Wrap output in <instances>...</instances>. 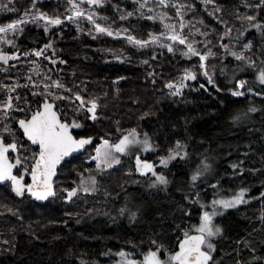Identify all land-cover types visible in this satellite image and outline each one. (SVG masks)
Listing matches in <instances>:
<instances>
[{
	"label": "trees",
	"instance_id": "trees-1",
	"mask_svg": "<svg viewBox=\"0 0 264 264\" xmlns=\"http://www.w3.org/2000/svg\"><path fill=\"white\" fill-rule=\"evenodd\" d=\"M15 1L12 3L19 11L0 13L1 23L18 19L32 2ZM182 2L196 4L194 12H189L186 19H203L207 27L198 23L195 27L209 33V46L218 53L216 58L207 62L210 70L211 65H216V86L207 85L205 78L199 75L197 81L187 82L188 87L184 88L182 96H169L164 85L167 81H175L184 68L198 64V58L188 60L179 53L173 55L156 46L139 49L123 38H93L69 24L45 33L42 27L29 23L16 37L17 47L22 52L39 49L52 41L55 54L49 49L46 56L56 59L57 63L52 64L45 58L36 60L43 71L51 69L48 74L53 79H60L73 92L79 91L86 98H98V120L81 119L85 127L78 133L73 132L75 135L104 136L116 140L121 132L137 128L142 133L147 132L158 145L156 150L144 153L143 159L156 165L176 140L187 145L188 157L172 160L166 167L156 166L157 172L163 173L170 181L166 191L163 187H149L151 174L140 175L139 181L133 182L126 169L117 167L113 170L112 167L97 173L98 191L94 202L89 198L90 193H80L72 202H66L59 188H67V178L76 180L79 172L85 173L89 169L81 155L75 156L73 163L70 161L74 157L71 158L58 170L55 178L58 196L45 203L34 202L27 195L9 196L0 186V264H81V260L87 264H116L119 260L115 255L117 252H146L153 247L150 240L163 244L175 239L172 249L175 251L177 237L181 236L177 225L182 227L188 221H197L203 211L201 204H208L210 210V202L216 198L214 192L231 196L240 187L250 189L246 196L249 203L228 209L216 218L215 222L224 231L222 237L215 239L217 252L214 256L217 260L223 258V264H236L237 260L247 264L252 253L244 247V241L251 243L256 255L264 256V223L259 220L264 211V200L253 199L264 191V86L256 80V69L247 67L245 62L234 57L224 56V49L219 48L224 25L218 23L215 16L227 21L233 29L232 41L225 38L223 42L230 43L232 48L237 45L234 51H241L244 43L252 41V49L245 54L258 65L264 59V36L255 29H249L243 35L237 31L247 27L245 22L237 19V14H255L245 6L246 0H215V4L207 7L201 0ZM113 5H119L120 10L133 11L134 8L132 1L106 0L100 12L113 26H123L129 34L140 39H147L149 32L162 30L159 22L140 18L138 13L121 21L120 12ZM37 7L48 15L63 17L68 5L67 0H39ZM215 8L220 11L210 16ZM167 11L169 15H175L174 9ZM258 19L264 20V13ZM195 39L202 41L205 37L197 35ZM198 47L203 49L204 46ZM121 53L127 58L115 59V55ZM154 54L156 58L152 59ZM143 60H149V63L143 64ZM222 67L225 69L223 73L220 72ZM1 71L0 83L10 84L17 79L21 84L27 82L28 74H1ZM150 72L155 75L149 76ZM240 80L247 81L243 89L245 95L233 96L232 92L239 90L237 83ZM201 84H205V88H200ZM248 88L253 92L249 93ZM255 92L261 95H255ZM18 94L27 96L29 101L36 99L26 90H18ZM0 96L5 97L4 94ZM65 106L67 102L59 105L64 112L67 111ZM253 106L258 109L255 113L248 111ZM35 107L33 104V109ZM144 113L149 115L141 119ZM243 113L247 116L242 115L239 122L233 120ZM14 114L17 118H24L22 113ZM9 121L16 138L26 141L17 123ZM204 155L212 162V180L214 184L219 182L216 189L210 182L196 183L195 188L191 185L192 171ZM124 159L127 160L126 157ZM233 163H240L244 171L233 169ZM256 169L260 171H254ZM197 192L201 200L199 204H193ZM133 193L138 196L129 208L132 211L137 207L141 209L134 221L128 214L120 215L118 211L127 204V195ZM7 208L18 214L12 215ZM189 211L191 219L186 215ZM66 213H71V217ZM77 219L80 223L76 222Z\"/></svg>",
	"mask_w": 264,
	"mask_h": 264
},
{
	"label": "snow or ice",
	"instance_id": "snow-or-ice-1",
	"mask_svg": "<svg viewBox=\"0 0 264 264\" xmlns=\"http://www.w3.org/2000/svg\"><path fill=\"white\" fill-rule=\"evenodd\" d=\"M11 2L12 0H9L8 3L0 2V11L18 12L19 9L9 6ZM38 3L39 0H32L30 8H26L18 19L0 24V63L3 65H8L9 61L20 59L21 53L17 47L15 36L17 33H23L24 26L29 23L41 26L44 32L48 33L54 30L56 26L63 25L65 21H70L79 29V21L86 20L93 25V29L89 30V35L95 32L109 37L119 38L124 36L128 44L139 49L156 46L159 49H166L168 53L173 55L179 53L181 57L188 60L193 57L198 58V64L184 68L182 74L175 81L165 83L164 87L168 89L167 94L169 96H182L184 88L188 87L187 82L197 81L199 75L205 78L207 85L216 86L214 79L216 65H211L210 71L207 62L210 58H216L218 53L214 52L212 47L209 46L211 45V41L207 40L209 33L195 27L197 23L205 28L207 26L204 24L203 19L196 20L195 17L192 20L186 19L189 12H194L195 3H184L182 0H132L133 11H121L119 5H113V8L120 12L119 19L121 21L128 20L138 13L140 18L159 22L162 30L149 32L147 39H140L129 34V30L126 28L114 30L111 25L101 24L98 22V18L105 21L108 18L99 17V14L92 8L84 7V5L103 6L106 0H67L68 7L65 9L63 18L59 14L48 15L37 7ZM201 3L207 7L210 4H215V0H201ZM150 4L151 7H149ZM245 6L255 14H237V19L247 24L246 28L237 31L240 35H243L249 29H255L261 36H264V20L258 19L264 13V0H254V2L246 0ZM145 8L150 13L146 17ZM157 9L161 10L157 11ZM167 9H174L175 15H169ZM218 11L220 9L215 8L209 15L215 16ZM215 18L218 23L224 25V31L219 37L221 41L219 48L224 49V56L234 57L237 61L245 62L247 67L256 69V80L264 86V59L258 65L255 60L245 54L252 49V41L244 43L241 51L232 50L230 43H224L223 41L225 38L229 42L232 41L233 29L221 17L215 16ZM197 35L205 37V39L202 41L197 40L195 39ZM236 39L238 40L239 37H236ZM201 44L204 46L203 49L198 47ZM4 45H10L16 51L10 54L4 50ZM49 49L52 50L54 55L56 49L52 41H49L38 50H33L32 53L24 52L23 55L27 57L34 54L35 57H44L52 64H56V59L46 56ZM262 55H264V52H262ZM126 58L122 53L115 55L117 60ZM155 58L154 54L152 59ZM142 63L148 64L149 60H143ZM0 70L7 72L8 68ZM224 70L222 67L220 72L223 73ZM49 72H51V69L43 71L41 64L36 60H32L29 74L25 78L26 83L21 84L19 79L10 84L0 83V92L5 96V99L0 100V125H2V128H0V185H8L11 192L17 197L27 195L36 201L55 199L58 196V186L55 180L58 176V169L63 167L66 158L71 157L73 153L87 151L89 147L94 145V155L89 158L95 161L98 173H103L106 169L120 164V156H130L135 151V170L142 176L151 174L149 187L157 189L163 187L166 191L170 183L168 177L161 172H157L156 165L147 159H141L139 154L140 152L154 151L158 147L149 134L147 132L142 133L137 128H131L121 132V135L115 141L104 136L74 135L75 129L85 127L81 119L92 122L98 120L97 113L100 107L98 98H86L79 91L73 92V89L67 88L60 79H53L48 74ZM148 75L154 76L155 73L150 72ZM8 79L11 78L8 77ZM153 83H155V80H153ZM246 84L247 81H238V89H244ZM205 86V84H201L200 88H205ZM18 90L29 91L31 97L36 99L29 101L27 96L18 94ZM247 91L252 93L253 89L248 88ZM254 94L261 95L260 92ZM232 95L241 97L245 95V92L236 90L232 92ZM65 102L70 106L71 118L59 107L60 104ZM33 104L36 105L34 109ZM248 111L255 113L258 109L253 106ZM14 113H22L24 118H17ZM148 115L149 113H144L141 119ZM242 115L246 117L247 113L237 115L233 117V120L239 122ZM9 120H13L18 124L19 129L22 130V136L26 137V141L22 142L16 138L13 129L7 123ZM9 136L11 137L10 142H8ZM97 139H99V143H95ZM34 148L38 151L33 150ZM10 151L15 153L12 159L9 157ZM187 157V145L181 140H176L175 144L168 148L167 155L159 158V162L166 167L172 160L177 158L186 159ZM240 163H233L231 167L239 169L242 173L244 170L240 168ZM211 169L212 164L209 163V157L207 155L202 156L190 176L192 187L195 188L197 181L206 176ZM88 171L87 177L83 172L77 174L79 182H72L75 186L59 188V193L63 194L62 199L64 201L72 202L80 193H95L98 191L96 176L92 174L91 170ZM254 171L259 172L260 170L256 169ZM25 176H30V183L26 182ZM211 187L213 189L218 188L219 182L211 185ZM249 192L250 189L247 187H240L238 191H235L229 197L214 192L216 198L211 200L210 210L208 204L200 205L203 211L198 217V224L187 227L176 226L181 233V236L177 237V250L169 251L156 240H150L149 243L153 247L140 253L139 255L142 258L137 259V253L120 250L115 254L119 257L116 264H223V258L217 260L214 256V253L217 252V246L213 241L217 237H222L224 231L220 225L215 223V218L222 215L223 211L249 203L246 199ZM195 195L196 199L192 203L199 204L201 200L200 193L197 192ZM253 199L264 200V191L260 192L259 197H253ZM7 211L12 215L18 214L11 208H7ZM118 211L120 215L128 214L129 219L134 221L141 209L137 207L135 211H132L125 205ZM66 215L71 217L72 214L66 213ZM186 215L189 219L192 218L191 211L187 212ZM259 220L264 223V211H262ZM76 222L80 223V220L77 219ZM4 243L7 244L8 241H4ZM243 243L244 247L250 249L252 253L247 264H264V256L256 255V249L252 247L250 242L244 241ZM81 264H87V262L81 260ZM236 264H244V262L237 260Z\"/></svg>",
	"mask_w": 264,
	"mask_h": 264
},
{
	"label": "rangeland",
	"instance_id": "rangeland-1",
	"mask_svg": "<svg viewBox=\"0 0 264 264\" xmlns=\"http://www.w3.org/2000/svg\"><path fill=\"white\" fill-rule=\"evenodd\" d=\"M13 2H16L15 0H12ZM127 1H132V0H127ZM0 2H3V3H8L9 2V0H0ZM9 6L10 7H15L16 8V6L11 2L10 4H9ZM152 5L150 4L149 5V7H151ZM84 7L85 8H92L94 11H96L98 14H99V17H106V16H103L102 14H101V12H100V10H101V6H88V5H84ZM122 11L124 10V9H121ZM157 11H159L158 9H157ZM144 12H145V14H150V13H148V10H147V8H145L144 9ZM0 13H8V14H12V13H10V12H5V11H0ZM63 18V17H62ZM108 18V17H107ZM109 19V18H108ZM108 19L105 21V20H100L99 18H98V22H100L101 24H107V25H111V27L114 29V30H116V29H123L124 27L123 26H113L111 23H109L108 22ZM11 20H9V21H7V22H4V23H8V22H10ZM4 23H1V21H0V24H4ZM41 23H43V22H41ZM64 24H69L70 26H73L74 28H76L78 31H83V32H85L86 34H88L89 35V30H91V29H93V25L92 24H90L89 22H87L86 20H80L79 21V25H80V27H79V29L77 28V26L75 25V24H72L70 21H65V23ZM38 26V25H37ZM41 27V26H40ZM56 27H58V26H56ZM55 27V28H56ZM10 36H11V34H9ZM18 35H20V33H17L16 34V36H15V40H16V37L18 36ZM89 36H91V37H93V36H95V38H100V37H109V36H107V35H102V34H96L95 32H93V34L92 35H89ZM112 38H117V37H112ZM119 38H123V39H125L124 38V36H121V37H119ZM198 40H200V39H198ZM236 44V43H235ZM4 47V50L5 51H7V52H9L10 54L11 53H13V52H15L16 51V49L15 48H12L10 45H4L3 46ZM233 47V45H231V48ZM237 47V45H235V48ZM200 48V47H199ZM235 48H232V50H234ZM20 51V50H19ZM26 52V51H25ZM27 52H30V53H32L33 52V50H31V51H27ZM48 52V51H47ZM20 53H21V55H20V59L17 61V60H12V61H9V64L8 65H3L2 63H0V69H2V68H8V71L7 72H4V71H1V74H20V72L22 73V74H29V68L31 67V61L32 60H40V59H43L44 57H41L40 59H36V57H35V55L34 54H31V55H29V56H24L23 55V53L24 52H22V51H20ZM47 54V53H46ZM211 59V58H210ZM211 71V70H210ZM237 85H238V83H237ZM239 90H241V91H243V89H239ZM0 94H3L2 92H0ZM0 98H2L1 96H0ZM3 99V98H2ZM4 99H5V97H4ZM66 108L64 109V110H67L66 111V113L68 114V117L69 118H71L72 117V113H71V111H70V106L69 105H67V106H65ZM10 121H7V123H9ZM10 126V125H9ZM0 127L2 128V125H0ZM11 127V126H10ZM12 129H13V131H14V134H15V130H14V128L13 127H11ZM80 129H75L74 130V132H76V133H78L77 131H79ZM113 141H115L114 139H112ZM11 141V137L9 136L8 137V142H10ZM96 143H99L100 141H99V139H97L96 141H95ZM37 151H38V149H36ZM142 154H140V156H142L144 153H146V152H141ZM135 154H136V152L134 151L133 152V154L132 155H130V156H124V155H122V156H120V160H121V163L120 164H118V165H114L113 167V170H115V168H117V167H123L124 169H126V171H127V174H128V176L131 178V180L133 181V182H138L139 181V177H140V175L141 174H137V173H135V167H134V160H135ZM81 155V158H82V161H83V163H86L88 166H89V169L88 170H91V172H92V174L93 175H95V176H97V171H96V164H95V161H93V160H91L89 157L91 156V155H94V145L92 146V147H89L88 149H87V151H84L82 154H80ZM14 156H15V153H12L11 155H10V157H11V159L12 158H14ZM77 157V156H76ZM76 157H74L73 158V160H69L70 161V163H73L74 162V160H75V158ZM127 158V160H125L124 158ZM68 161V162H69ZM131 162V163H130ZM209 163H211L212 164V162L211 161H209ZM154 164H155V162H154ZM116 166V167H115ZM156 166H163V165H161L160 164V162L158 161V162H156ZM73 168H75L74 166H73ZM128 169H129V171H128ZM87 170V172H85L84 174H85V176L87 177L88 176V174H89V171ZM21 171H22V169H21ZM213 170L211 169V171L208 173V174H206V176H204V177H202L201 178V180H199V181H197V183H201V184H204V183H206V184H208L209 182L211 183V185H214V182H213V172H212ZM129 173H131V174H133V175H136V176H133V175H131V174H129ZM142 176V175H141ZM25 177H27V176H25ZM145 177V176H144ZM210 180H212V181H210ZM73 181H76L77 183L79 182V177H77L76 178V180H74V179H70V178H67V180H66V184L67 185H69L67 188H70V187H73V186H75L72 182ZM122 181V180H121ZM121 181L119 180V183H121ZM123 182H125V181H123ZM0 186H3L2 187V190H5V191H7L8 193H9V196H10V194L11 195H13L14 196V193H12L11 192V190H10V187L8 186V185H0ZM222 187V186H221ZM96 194H97V192H95V193H90V196H89V198L92 200V202H94V199L96 198ZM138 196V194H129V195H127V199L125 200V202L127 201V206H128V208H129V206H131V203H132V201H134V198L135 197H137ZM224 197H229L228 195L226 196H224ZM35 202V201H34ZM239 207V206H238ZM229 210H231V209H229ZM226 211H223V214L225 213ZM217 217H219V216H217ZM216 217V218H217ZM216 218H215V220H216ZM198 222H199V220H197V221H193V222H191V221H188V223H185L182 227H187V226H189V225H195V224H198ZM216 223V222H215ZM217 224V223H216ZM179 235H181V233H179ZM216 239V238H215ZM215 239H214V243H215ZM216 244V243H215ZM162 245H164V247L167 249V250H169V251H172V249H174V246H175V239H173V241H171V242H168V243H163ZM126 251V250H125ZM135 253H137V256H136V258L137 259H140V258H142V256H140L139 254L141 253V251H139V253L138 252H135ZM215 254V253H214Z\"/></svg>",
	"mask_w": 264,
	"mask_h": 264
},
{
	"label": "water",
	"instance_id": "water-1",
	"mask_svg": "<svg viewBox=\"0 0 264 264\" xmlns=\"http://www.w3.org/2000/svg\"><path fill=\"white\" fill-rule=\"evenodd\" d=\"M42 48V47H41ZM34 50H38V49H34ZM41 57H36V59H40ZM18 125V124H17ZM19 127V126H18ZM22 131V130H21ZM74 134V133H73ZM75 135V134H74ZM25 139H26V137H24ZM84 151H81V152H78V153H73V155L71 156V157H68V158H66V162H68L71 158H73V157H75V156H78V155H80V154H82ZM10 153H11V151H10ZM9 153V154H10ZM59 170V169H58ZM15 171V170H14ZM29 177V181H28V183H30L31 182V178H30V176H28ZM33 201H35V202H37V203H45L46 201H36V200H34V199H32ZM175 250H177V247H176V249Z\"/></svg>",
	"mask_w": 264,
	"mask_h": 264
},
{
	"label": "flooded vegetation",
	"instance_id": "flooded-vegetation-1",
	"mask_svg": "<svg viewBox=\"0 0 264 264\" xmlns=\"http://www.w3.org/2000/svg\"><path fill=\"white\" fill-rule=\"evenodd\" d=\"M95 143H96V142H95ZM11 154H12V152L9 154V157H10ZM10 159H11V157H10ZM141 159H143V158L141 157ZM134 166H135V160H134ZM135 173L140 174V173L137 172L136 170H135ZM25 180H26V182H28V181H29V177H28V176L25 177Z\"/></svg>",
	"mask_w": 264,
	"mask_h": 264
}]
</instances>
